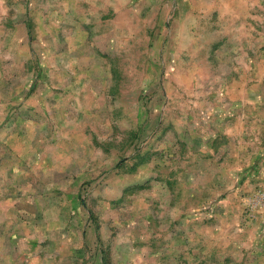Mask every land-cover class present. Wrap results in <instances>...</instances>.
<instances>
[{
  "label": "rangeland",
  "instance_id": "374dc122",
  "mask_svg": "<svg viewBox=\"0 0 264 264\" xmlns=\"http://www.w3.org/2000/svg\"><path fill=\"white\" fill-rule=\"evenodd\" d=\"M0 264H264V0H0Z\"/></svg>",
  "mask_w": 264,
  "mask_h": 264
}]
</instances>
